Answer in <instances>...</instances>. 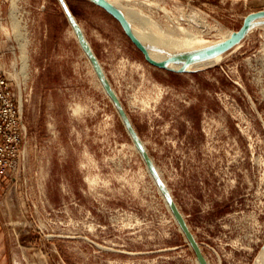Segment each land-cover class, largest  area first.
I'll list each match as a JSON object with an SVG mask.
<instances>
[{"label":"rangeland","instance_id":"374dc122","mask_svg":"<svg viewBox=\"0 0 264 264\" xmlns=\"http://www.w3.org/2000/svg\"><path fill=\"white\" fill-rule=\"evenodd\" d=\"M121 1L146 31L178 21L211 41L264 11V0ZM67 2L209 264H254L264 24L217 64L173 73L98 5ZM0 11V71L28 131L17 180L0 184V264H198L58 1L2 0Z\"/></svg>","mask_w":264,"mask_h":264},{"label":"water","instance_id":"95a60500","mask_svg":"<svg viewBox=\"0 0 264 264\" xmlns=\"http://www.w3.org/2000/svg\"><path fill=\"white\" fill-rule=\"evenodd\" d=\"M61 9L63 10L68 23L72 27L77 40L84 50L85 54L87 55L90 63L92 64V67L94 69V72L96 76L98 77L101 85L103 86L106 94L109 96L110 100L112 101L115 109L117 110L122 123L128 132L129 136L131 137L136 149L140 153L151 177L153 178L155 184L157 185L159 191L161 192L167 206L169 207L174 219L176 220L181 232L183 233L186 241L188 242L190 248L194 252V255L196 257V260L198 264H209L207 261L203 250L201 246L199 245L198 241L196 240L194 234L192 233L189 225L187 224V221L181 211L179 210L175 199L168 188L167 184L163 180L161 174L159 173V170L157 169L155 163L153 162L151 156L149 155L147 148L145 147L142 139L140 138L137 130L135 129L127 111L125 110V107L123 106L120 98L118 97L117 93L113 89L107 75L105 74V71L103 67L101 66L97 56L95 55L89 41L87 40L81 26L79 25L75 15L73 14L71 8L69 7V4L67 0H57ZM93 2L94 4L98 5L100 8L105 10L108 14H110L123 28L126 36L131 40V42L143 53L146 61L150 63L153 66H156L161 69L168 70L173 73H184L187 72L185 68L181 69H175L170 68L169 64L172 61L178 60V59H168L164 61H157L154 58L151 57L149 50L147 47L143 44V42L136 36V34L133 31V28L130 24V22L127 20L125 14L114 4L109 2L108 0H89ZM264 18V11L254 12L249 14L242 26L239 30L233 32L231 36L224 41L223 43H220L218 45L206 48L204 50L198 51L196 53H193L189 55L188 57L184 58V66H189L195 62L202 61L205 59L213 58L215 56L225 54L229 52L234 46H236L238 43H240L253 23L259 19Z\"/></svg>","mask_w":264,"mask_h":264},{"label":"bare ground","instance_id":"6f19581e","mask_svg":"<svg viewBox=\"0 0 264 264\" xmlns=\"http://www.w3.org/2000/svg\"><path fill=\"white\" fill-rule=\"evenodd\" d=\"M108 1L111 2L112 4H114L116 7H118L125 14L127 20L130 22V24L133 28L134 33L143 42V44L147 47L152 58H154L157 61H164V60H168V59H178V60L172 61L169 64L170 68H175V69L185 68L187 71H193V70L211 67V66L217 64L224 57V54L215 56L213 58H209V59H205L202 61L195 62L189 66H186V67L184 66V58H186L189 55L196 53L198 51H201V50H204L206 48H209V47L218 45L220 43H223L233 33V32H225V31L223 32V31H221L222 29H220V30L217 29V36L219 39H217V41H211V40L206 38L207 35L204 36L203 34L194 33L195 31L193 32V30H191L190 28L184 27V25L182 26L181 23H179L178 21H175L177 23V25L176 26L173 25V26H175L174 27L175 29L172 28V30L174 29L173 31L172 30L168 31L167 29L164 30L165 28L160 29L158 27L156 29L158 32L157 33L158 35H157L155 33L156 31L153 32L154 27H153V29H150L152 31H146L145 30L146 28L140 26L139 25V19H138L139 17H137L138 16L137 13L135 11L129 10L127 7H123L121 0H108ZM141 4H144V3H141ZM144 18L146 19V16ZM152 21H153V19H152ZM143 22H144V20H142V23ZM153 22H155V21H153ZM259 22H262L264 24V18L255 21L248 32H250L251 29L253 28V26ZM172 23H174V22H172ZM157 25H158V23H157ZM169 25L171 26V23ZM213 29H214V26H213ZM213 34H215V32ZM241 45H242V41L240 43H238L236 46H234L231 49V51L233 52L235 50H238L241 47ZM159 47H161V48L165 47V48L163 50H160L161 48H159ZM147 171H148V169H147ZM160 194H161V192H160ZM168 209H169V207H168ZM254 264H264V247L262 248V251L258 255Z\"/></svg>","mask_w":264,"mask_h":264},{"label":"built area","instance_id":"2783aa9c","mask_svg":"<svg viewBox=\"0 0 264 264\" xmlns=\"http://www.w3.org/2000/svg\"><path fill=\"white\" fill-rule=\"evenodd\" d=\"M27 134L23 106L15 98L10 79L0 71V181L5 178L17 180L25 157Z\"/></svg>","mask_w":264,"mask_h":264},{"label":"crops","instance_id":"0c3cea01","mask_svg":"<svg viewBox=\"0 0 264 264\" xmlns=\"http://www.w3.org/2000/svg\"><path fill=\"white\" fill-rule=\"evenodd\" d=\"M8 181H9V179L8 178H5V179H3V180L0 181V184L5 183V182L7 183ZM0 234H1V229H0Z\"/></svg>","mask_w":264,"mask_h":264}]
</instances>
